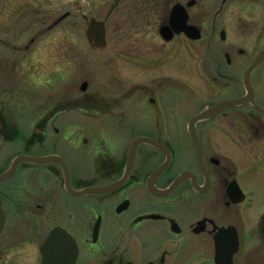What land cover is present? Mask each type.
<instances>
[{
	"label": "flooded vegetation",
	"instance_id": "obj_1",
	"mask_svg": "<svg viewBox=\"0 0 264 264\" xmlns=\"http://www.w3.org/2000/svg\"><path fill=\"white\" fill-rule=\"evenodd\" d=\"M79 16L85 32L104 22V47L84 42L135 83L53 86L51 102L47 86H11L94 72L76 31L60 34ZM263 51L264 0H0V177L19 156L54 158L0 180V264H70L71 248H43L55 229L74 264H264V57L244 81ZM140 138L164 150L138 145L125 181L89 193L125 177Z\"/></svg>",
	"mask_w": 264,
	"mask_h": 264
},
{
	"label": "rangeland",
	"instance_id": "obj_2",
	"mask_svg": "<svg viewBox=\"0 0 264 264\" xmlns=\"http://www.w3.org/2000/svg\"><path fill=\"white\" fill-rule=\"evenodd\" d=\"M97 16L99 17H103L105 16V10L102 6L97 7L96 10ZM46 17H50L49 14L45 13ZM115 19L114 15L111 19V21H113ZM77 27L76 29L74 27H70V26H66V28H62L64 30H62V32H60L61 35H64V37L66 39H68V36L70 35V30H71V34L75 33L77 34V44L79 45V50H84L87 52L89 58H90V65H95L96 67L93 69L94 72H87V71H83V70H78L76 74H69L67 73V76H69L70 79V83L68 82V79L65 77L64 74H57L56 76L54 75L53 72L51 71H40L39 74H37L38 72H32L33 74L29 75L28 80H26L25 78V74H21V73H16L13 74V84L11 86H24V84L27 86H47L45 87V92L44 93V97H47L44 99V101H54V97H55V92H54V88L53 86H69L71 84V82L73 83V86H77L78 87V91L80 90V86L84 81H87L89 83V86H104L105 84H107V82H110V77L112 76L113 79L115 80V84L114 86H118V82L120 83H124L125 86H131L132 84L135 83V81H128L124 78H122L120 75H117L116 73L110 74V72H107L105 70V66L102 62V54L100 55L99 52H93L90 51V48L88 46L87 43L84 42V36H85V26H84V22L80 20V16L78 17L77 20ZM109 30H107V34L109 36H111L113 40H115L114 38H116L117 36V30H115V25L113 24V22L109 23ZM67 32V33H66ZM66 35V36H65ZM44 59L46 61L49 60V57H45V58H41ZM98 63V64H96ZM99 65V66H97ZM25 66V65H24ZM104 68H103V67ZM26 69L28 67H25ZM32 70V69H30ZM152 77V76H151ZM149 77V78H151ZM12 79V78H11ZM28 81V82H27ZM107 81V82H106ZM143 84H149L152 82V78L151 79H143L140 81ZM189 82H192V80H189ZM11 83V82H10ZM67 83V84H65ZM43 89V90H44ZM21 92L22 90L19 89ZM18 90V91H19ZM19 91V93H20ZM53 91V92H52ZM33 93V91H31ZM27 94V93H26ZM52 96V97H50ZM14 100L19 99L22 100L23 96L20 95L18 98L16 95H14L13 97Z\"/></svg>",
	"mask_w": 264,
	"mask_h": 264
},
{
	"label": "water",
	"instance_id": "obj_3",
	"mask_svg": "<svg viewBox=\"0 0 264 264\" xmlns=\"http://www.w3.org/2000/svg\"><path fill=\"white\" fill-rule=\"evenodd\" d=\"M87 36L89 38V41L91 42V44L96 47L99 48L103 45L104 43V36H105V28H104V24L103 23H99L96 21H91L89 28L87 30ZM264 57V51L262 52V54L256 59V61L253 63V65L249 68V70L247 71V73L245 74L244 80L245 83H248L249 81V77L252 73V71L254 70V68L256 67V65L258 64V62ZM87 84H84L82 89L84 90L86 88ZM149 143L152 144L154 146H157L161 149H164V147L153 140L150 139H146V138H140V139H136L135 141H133L130 151H129V155H128V164H127V173L125 175V177L120 180L117 184L111 186V187H107V188H92L90 190H87L89 193H104L107 191H110L116 187H118L123 181L126 180V176L128 174V171L134 161L135 158V153H136V149L137 146L140 145L141 143ZM48 159H52V158H40V159H33V158H28V157H24V156H20L18 158L15 159V161L13 162L12 168L3 176L0 177V180L5 179L9 176H11L15 169L16 166L19 162H42V161H47ZM167 163L163 164V166H161L155 173V175H159L162 170L166 167ZM157 193L159 194H164L165 192L162 191H158ZM1 224H0V228H1ZM258 237L260 239V241L264 244V216L261 218L259 225H258ZM238 244V241L235 242V245ZM55 246H64V247H69V248H60L62 250V252H65V250L67 249H72V258H71V262L70 264H74L76 257H77V243L75 241V239L73 237H71L68 233H66L63 230L60 229H55L54 231L51 232V234L48 236V238L46 239L43 248L45 250L48 251H54V247ZM234 251H236L237 248H233ZM55 259H48V263L47 264H54ZM228 259H226L223 255H221V258H217L216 262L217 264H230L228 263Z\"/></svg>",
	"mask_w": 264,
	"mask_h": 264
}]
</instances>
